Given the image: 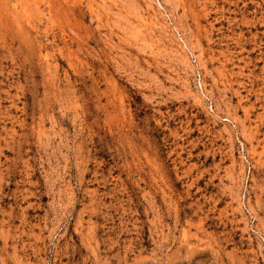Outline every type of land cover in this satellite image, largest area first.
<instances>
[{
  "label": "rangeland",
  "instance_id": "1",
  "mask_svg": "<svg viewBox=\"0 0 264 264\" xmlns=\"http://www.w3.org/2000/svg\"><path fill=\"white\" fill-rule=\"evenodd\" d=\"M0 264H264V0H0Z\"/></svg>",
  "mask_w": 264,
  "mask_h": 264
}]
</instances>
